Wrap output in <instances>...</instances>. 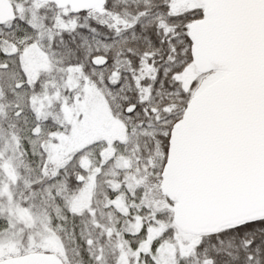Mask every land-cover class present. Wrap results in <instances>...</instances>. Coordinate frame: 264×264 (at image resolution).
<instances>
[{"label":"snow or ice","instance_id":"1","mask_svg":"<svg viewBox=\"0 0 264 264\" xmlns=\"http://www.w3.org/2000/svg\"><path fill=\"white\" fill-rule=\"evenodd\" d=\"M0 264H264V0H0Z\"/></svg>","mask_w":264,"mask_h":264}]
</instances>
